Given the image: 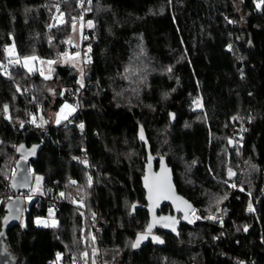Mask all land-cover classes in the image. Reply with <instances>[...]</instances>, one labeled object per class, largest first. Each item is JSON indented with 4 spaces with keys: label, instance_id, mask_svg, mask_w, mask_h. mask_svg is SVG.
<instances>
[{
    "label": "trees",
    "instance_id": "obj_1",
    "mask_svg": "<svg viewBox=\"0 0 264 264\" xmlns=\"http://www.w3.org/2000/svg\"><path fill=\"white\" fill-rule=\"evenodd\" d=\"M257 2L92 0L81 87L78 70L61 61L79 0H0V264H74L93 250L95 264H264V5ZM61 13L65 22L54 25ZM11 45L17 58L59 61L52 78L9 63ZM64 99L76 112L50 125L48 111ZM243 122L248 166L234 189L226 171ZM139 127L199 219L180 225L178 237L157 230L164 246L134 252V237L148 224ZM32 149V182L38 176L42 193L50 187L65 199L55 209L42 197L21 199L23 222L4 223L8 201L20 199L7 195L6 178ZM84 152L91 183L90 169L74 160ZM78 196L85 210L98 213L95 242ZM50 208L57 226H37ZM218 211L224 228L204 219Z\"/></svg>",
    "mask_w": 264,
    "mask_h": 264
},
{
    "label": "water",
    "instance_id": "obj_2",
    "mask_svg": "<svg viewBox=\"0 0 264 264\" xmlns=\"http://www.w3.org/2000/svg\"><path fill=\"white\" fill-rule=\"evenodd\" d=\"M85 58L87 59L88 57L86 56ZM170 120H171V123H174V115L172 113H170ZM141 129L142 128L139 127L140 133H141ZM143 137L144 139H141V138L139 139L140 142L144 145L145 152H146L144 170L141 176V187L144 191L145 205H143V209L147 213L148 224L142 232L136 233L132 243L135 242L138 234H142L146 231L148 225L153 222L154 218L159 221L161 217H173L175 218L176 223L173 225L171 221H168V220H164V221H160L159 223H156L153 226L151 233L148 235V237L145 240H143L140 243L139 247H136V248L132 247V250L134 252H138L142 247L146 246L149 243L153 246H160V247L164 246L165 240L161 235L156 233L157 230H161L166 235L178 237L179 235L178 229L180 225H187L189 227H193L195 225V222H193L190 217L191 213L194 211V206L191 202H189L186 198H184L182 195L178 193L174 185L171 167L168 165L166 158L161 157V156H154L151 153L150 144L147 140V137L144 131H143ZM1 144H2V141L0 140V145ZM31 158H32V154H29V153L24 154L23 157L19 159L15 164V176H13L12 188L16 192H19L20 190L30 189V186L32 183V177H31V173L29 170ZM162 167L168 170L167 173L164 175H166L170 180L172 192L169 194L168 199H164V198L158 197L154 191L152 200H149V189L148 187L145 186V183H146L145 176L149 177V183H155L156 174H161ZM13 184H15V187H13ZM181 201H186L187 205H191V208H188ZM164 207H169V209L166 213L162 214L160 212ZM186 215H187V218H185ZM165 225H169V226H165ZM173 228L175 230H173ZM153 237H158L159 240L162 241V243H158L154 241Z\"/></svg>",
    "mask_w": 264,
    "mask_h": 264
},
{
    "label": "rangeland",
    "instance_id": "obj_3",
    "mask_svg": "<svg viewBox=\"0 0 264 264\" xmlns=\"http://www.w3.org/2000/svg\"><path fill=\"white\" fill-rule=\"evenodd\" d=\"M60 19H61V16H57L54 19V23L53 24L54 25L61 24ZM62 19L64 21V18L63 17H62ZM87 22L88 21L83 20V19H81L79 17L75 21V30L73 29V24H72V27H71V32H70L69 38L67 40L68 51L66 53L69 54V57L75 56V59H69V57H65L64 55L61 56V61L62 62L69 63L72 67H74V68H76L78 70V72H79L78 73L79 83H82V79H83L82 78V76H83L82 75L83 74V65H82L83 56L81 54V41L84 38L83 37V31H85L86 28H88V23ZM69 41H70V43H69ZM7 48L8 49H14L13 45L8 46ZM77 53H79L78 56H76ZM6 54L9 57V63H11V64H17V63H15V61L17 59H19L20 60V63L18 65L22 66L25 70H27V68L24 67V57L17 58L16 57L15 49H14V54L10 55L9 52H7V51H6ZM27 57H30V56H27ZM41 61H49V60H44V59H39L38 58L37 60L30 62V66H32L34 68V71L33 72H37V73H39V75H41V70H43L44 75H49V68H51L52 71L50 73V77L52 78V76L54 74V68L59 63V61H57V60H51V61H55V63H53L51 65H48L47 63H43L42 64ZM3 69H4V71H7L8 68L6 66L5 67L3 66ZM81 69H82V71H81ZM41 76L44 77L43 75H41ZM58 96L61 97L62 96V93H59ZM52 98L55 99V97H53V96H52ZM195 101H198L199 104L197 105V103H194V108H196V109L198 108L199 109L201 107V102H200V100H195ZM65 104H68V105L72 106L73 108H75V111L72 112L71 115H69L66 120L62 119L61 122H64V121L69 120L74 115V113L76 112V105H75V103H73L71 100L64 99L57 106L56 109H52V110H49L48 111L47 114H48V119H49V124L50 125H56L57 124L56 123V113L60 112L61 108ZM42 121H43L42 119H38V121H36L35 123H36V125H38L40 127H43L44 126V123H42ZM234 121L235 120L232 119V122H234ZM230 144L232 146L233 145L236 146L233 137L231 139ZM235 155H236V150H235ZM244 162H245V171H244V179H245V174H246V170H247V166L248 165H247V160L246 159H244ZM230 173H233V174L230 175ZM235 174H236V170L233 168V166L229 165L228 168H227V171H226V178L230 181L229 183H230L231 187H233L234 189H237V188L240 187V185L242 183L241 184H238V182H237L238 180L237 181L235 180ZM37 177L38 176H36V175L33 176V182H32V184L30 186V189H29V193L31 194V196H28L26 198H23L24 201L26 202V204H28L31 201V199H33L34 196L41 195L42 194V190L43 189H42V185H41V180L39 181V184H37ZM37 187L39 188V191H33ZM29 197H31V198L29 199ZM77 198H80L81 199V202L80 203H78L77 201H76V203L81 206L79 208V211H80V213L82 215V218H83L84 222L89 227V222H88V220L84 219L83 213H82V210H81L82 208L85 209L84 206H83L84 204H83V201H82V197L81 196H78V197H76V199ZM64 199H65V195H64ZM16 202H17V204H16ZM6 209H7V213H6V215L4 217V220H3L4 223H5V218L6 217L9 218L7 221H12V222H18V221H20V222H23L24 216H22V214H23L24 208L22 206V200L21 199H19L17 201L10 199L8 201L7 205H6ZM52 212H53V210H52ZM91 212H96V211H88V213H91ZM217 213L223 214L221 211H218ZM209 216H212L213 217L214 216V213L213 214L212 213H208L204 219H207L209 221H212V219H209L208 218ZM190 217H191L192 221L195 222L197 216L194 215V211L191 213ZM53 218H54V212H53V215L52 216H49L48 218H36L35 219V224L37 226H44L43 223H37V220L48 221L49 223H51V220H53ZM97 222L99 224L98 213H97ZM88 238H90L92 242H95L96 239H97V237H96L93 240V238L90 237V232H88ZM85 253H87V252H85ZM85 253L82 254V257L81 258H86L88 264H93V263H91L89 261L90 260V256L92 257V254L93 253H91L89 257H88V253H87V256L84 255ZM92 261H93V259H92Z\"/></svg>",
    "mask_w": 264,
    "mask_h": 264
},
{
    "label": "built area",
    "instance_id": "obj_4",
    "mask_svg": "<svg viewBox=\"0 0 264 264\" xmlns=\"http://www.w3.org/2000/svg\"><path fill=\"white\" fill-rule=\"evenodd\" d=\"M80 4V18L85 20L86 15L91 11V4L92 0H79ZM85 41V38L81 41V54L82 56L87 52V48H85L82 45V42ZM251 114V112H249ZM232 121V120H231ZM247 132V127L246 123H242L241 126L238 128L236 134L234 135V142H235V148H236V159L233 164V168L236 170L235 174V180L238 182V184H241L244 182V171H245V162H244V155H243V142L245 140V135ZM74 160L77 163H80L82 165L87 166L90 169V177H91V182L93 181V172H92V163L90 156L88 155L87 152H84L83 154L77 156L74 158ZM12 181H13V168L11 172L9 173L8 177L6 178V184L8 185L9 189L7 192V195L10 198H26L28 196H31V194L27 191L20 190L19 192H16L12 188ZM63 193V191H54L50 187H46L45 190L41 195H36L34 198L37 197H42L45 199L47 202L51 203L54 208H56L58 205H60L64 201V196H61L60 194ZM76 201L78 203L81 202L80 198H77ZM83 213L84 219L88 220L89 222V232H90V237L96 238L98 233L100 232V227L97 222V213L96 212H91L88 213L87 210L81 209ZM96 213V214H95ZM215 219H212V222L216 223L220 228H224V223H225V218L223 214L216 213L214 214ZM247 263V262H246ZM74 264H88L86 258H80L78 261H76ZM100 264V263H98Z\"/></svg>",
    "mask_w": 264,
    "mask_h": 264
},
{
    "label": "snow or ice",
    "instance_id": "obj_5",
    "mask_svg": "<svg viewBox=\"0 0 264 264\" xmlns=\"http://www.w3.org/2000/svg\"><path fill=\"white\" fill-rule=\"evenodd\" d=\"M261 5H264V0H258L257 4H256V7L259 9L261 7ZM57 11H59V9H57ZM63 13H61V19H60V22L63 23ZM232 21H229V23H231ZM88 27L91 28V27H94L92 21H88ZM73 29L75 30V22H73ZM86 38V37H85ZM70 43V41H69ZM90 50V49H89ZM229 50H231V46L229 45ZM5 51L9 52L10 55L14 54V49H8L6 48ZM79 53L76 54V56H78ZM64 56L65 57H69V54L68 53H64ZM38 58L36 56H30V57H24V67L27 68L28 72L29 73H32L34 71V68L32 66H30V62L31 61H35L37 60ZM69 59H75V56H72V57H69ZM86 62H90V58L88 61ZM15 63L19 64L20 63V60L17 59L15 61ZM41 63H47L48 65H51L53 63H55V61H41ZM52 69L49 68V75H44V72L43 70H41V75L44 76V79H50V73H51ZM82 71V69H81ZM168 71H171V69L169 68ZM81 87H83V84L81 83ZM19 91V89H18ZM194 103H197V105L199 104L198 101H195ZM5 111H7V106H5ZM75 111V108H73L72 106L68 105V104H65L60 112L56 113V123L59 124L61 122L62 119L66 120L68 118L69 115H71L72 112ZM34 122V120H33ZM42 123H46V121H42ZM81 129H83V124H81L79 126ZM141 139H144L143 137V130L141 129ZM20 148H23V145L20 146ZM20 148L17 149V151H20ZM35 152V149H32V151L29 153V154H33ZM167 169L166 168H163L162 167V172L161 174H156V181L155 183H149V177L148 176H145V186L148 187L149 189V200H152L153 198V192L155 191V193L157 194L158 197L160 198H164V199H168L169 198V194L172 192V189H171V184H170V180L169 178L164 175L167 173ZM233 173H230V175H232ZM13 176H15V171H13ZM39 181H40V178L37 177V184H39ZM72 183H75V181H72ZM89 183H91V177H89ZM13 187H15V184H13ZM33 191H39V188L37 187L36 189H34ZM61 196H64V193H61L60 194ZM31 197H29L30 199ZM226 198V197H225ZM179 199V198H177ZM182 203H184L188 208H191V205H187V202L186 201H181ZM133 209L136 207L135 205H132ZM249 211H252V207L251 205H249V208H248ZM53 215V212H52V209L50 208L49 209V216H52ZM185 218H187V215L185 216ZM209 219H215V217H212V216H209L208 217ZM9 218H5V223H7V220ZM197 219H199V217H197ZM164 220H168V221H171V223L174 225L176 223L175 221V218L173 217H161L160 220H156L155 218L153 219V222L150 223L146 229V231L142 234H138L136 240L134 243H132V247L133 248H136V247H139L140 243L145 240L148 235L151 233V230L153 228V226L156 224V223H159L160 221H164ZM191 222V221H190ZM37 223H43V225L45 227H56L57 226V222L53 219L51 220V223H49L48 221H41V220H37ZM165 226H169V225H165ZM173 230H175L173 228ZM247 230V228H245V231ZM3 233L0 232V236H2ZM93 240H94V237H93ZM153 240L158 242V243H162V241L159 240L158 237H153ZM85 256H87V253L84 254ZM93 255H95V250H93ZM60 259V256L59 254L57 255V260ZM93 264H95V261H93Z\"/></svg>",
    "mask_w": 264,
    "mask_h": 264
},
{
    "label": "flooded vegetation",
    "instance_id": "obj_6",
    "mask_svg": "<svg viewBox=\"0 0 264 264\" xmlns=\"http://www.w3.org/2000/svg\"><path fill=\"white\" fill-rule=\"evenodd\" d=\"M169 207H164L160 213H166L168 211ZM157 233V232H156ZM159 234V233H158ZM160 235V234H159ZM162 236V235H161Z\"/></svg>",
    "mask_w": 264,
    "mask_h": 264
}]
</instances>
